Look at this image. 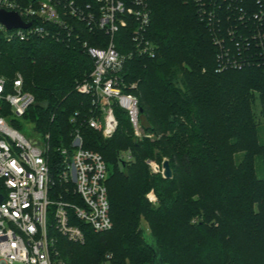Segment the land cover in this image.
I'll return each mask as SVG.
<instances>
[{"label": "trees", "instance_id": "1", "mask_svg": "<svg viewBox=\"0 0 264 264\" xmlns=\"http://www.w3.org/2000/svg\"><path fill=\"white\" fill-rule=\"evenodd\" d=\"M150 5L148 37L157 53L127 61L124 73L128 84H137L129 91L139 98L143 131L163 137L141 141L121 108L113 137L83 127L85 147L101 153L111 167L114 226L103 233L88 228L84 243L61 235L62 257L68 264H100L111 253L118 264H154L144 238L148 230L136 228L144 216L166 264H264V66L220 70L213 36L193 3L150 0ZM131 35L128 28L117 35L121 52L133 48ZM83 38L104 43L99 33L84 31ZM93 68V59L77 44L8 40L0 32V76L12 81L18 72L23 75L36 99L25 118L50 134L52 150L71 144V117L90 112L91 96L76 86ZM7 108L0 104V115ZM122 148L131 160L120 158ZM163 157L170 161L171 178L152 175L145 162ZM52 158L57 169L60 157ZM152 188L160 198L157 208L146 198Z\"/></svg>", "mask_w": 264, "mask_h": 264}, {"label": "built area", "instance_id": "2", "mask_svg": "<svg viewBox=\"0 0 264 264\" xmlns=\"http://www.w3.org/2000/svg\"><path fill=\"white\" fill-rule=\"evenodd\" d=\"M186 2L196 6L199 19L207 24L220 70L264 66V0ZM0 9L16 11L31 24L11 30L0 22L8 40L53 38L79 45L94 61L89 76L76 86L91 96L92 108L83 117L80 112L71 117V144L56 150L50 148V134L25 118L36 99L25 89L23 75L18 72L12 81L0 76V102L9 104L0 115V264H68L59 248L61 235L84 243L88 228L103 233L114 226L108 163L101 153L85 147L83 127L111 138L121 121L116 108H121L134 134L143 136L140 101L129 91L137 84H128L124 72L127 61L157 53L158 46L148 37L150 0H0ZM125 28L132 30L133 48L121 52L117 35ZM84 31L101 34L104 43L91 45ZM53 153L61 160L57 169L52 167ZM148 198L156 200L155 194ZM100 264L118 262L109 253Z\"/></svg>", "mask_w": 264, "mask_h": 264}, {"label": "rangeland", "instance_id": "3", "mask_svg": "<svg viewBox=\"0 0 264 264\" xmlns=\"http://www.w3.org/2000/svg\"><path fill=\"white\" fill-rule=\"evenodd\" d=\"M2 104H4L5 107H8L7 109H9V104H7L5 101H1ZM17 126H20L19 124ZM130 130H131V127H130ZM163 137V133L162 132H151V131H143V136L141 138V141L145 140V139H150L152 141L154 140H157V139H160ZM121 154L122 155H130V152L127 148H122V150H120V158H121ZM166 159H168V157H163V160L162 162H159L156 158H147L145 159V162L147 163V165L149 166L150 168V172L152 175H156V174H161L163 177V162L166 161ZM256 161H258V166L260 165V158L257 157L256 158ZM111 171V167L109 166L108 168V174L110 173ZM260 176H261V173L259 172L258 173ZM263 175V174H262ZM165 178V177H164ZM149 194H155L156 196V200L155 201H151L149 198H148V195ZM146 198L148 199V201L150 202V204L153 206V207H159L160 205V198H159V195L158 193L156 192V190L154 188L150 189L148 191V193L146 194ZM142 225L145 226L148 230V234L152 231V228H151V225H150V222L144 217V216H140V220H139V224L137 225V231L140 233L141 229H142ZM141 264H150L149 261H142Z\"/></svg>", "mask_w": 264, "mask_h": 264}, {"label": "water", "instance_id": "4", "mask_svg": "<svg viewBox=\"0 0 264 264\" xmlns=\"http://www.w3.org/2000/svg\"><path fill=\"white\" fill-rule=\"evenodd\" d=\"M0 22H2L8 29L13 28H28L31 24L24 22L22 17L16 11H7L4 9H0ZM123 163L125 161L123 160ZM163 175L165 178H171L173 176V171L170 166V161L166 159L163 162ZM144 238L147 245L153 250V263L154 264H166L163 260L162 253L160 247L158 246L154 236L152 234H148V231H144Z\"/></svg>", "mask_w": 264, "mask_h": 264}]
</instances>
